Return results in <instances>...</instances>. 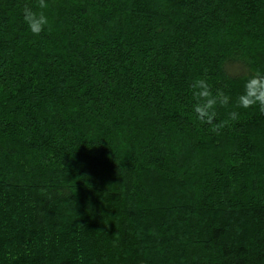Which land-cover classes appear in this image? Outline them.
<instances>
[{
  "label": "trees",
  "instance_id": "trees-1",
  "mask_svg": "<svg viewBox=\"0 0 264 264\" xmlns=\"http://www.w3.org/2000/svg\"><path fill=\"white\" fill-rule=\"evenodd\" d=\"M0 0V264H264V0Z\"/></svg>",
  "mask_w": 264,
  "mask_h": 264
},
{
  "label": "clouds",
  "instance_id": "clouds-1",
  "mask_svg": "<svg viewBox=\"0 0 264 264\" xmlns=\"http://www.w3.org/2000/svg\"><path fill=\"white\" fill-rule=\"evenodd\" d=\"M44 0H39L38 9L25 8L22 11V20L27 30L34 36L39 35L51 23L50 18L42 11L45 8Z\"/></svg>",
  "mask_w": 264,
  "mask_h": 264
}]
</instances>
